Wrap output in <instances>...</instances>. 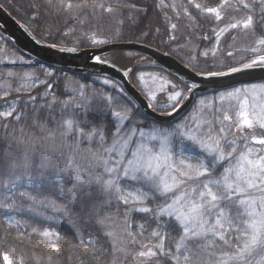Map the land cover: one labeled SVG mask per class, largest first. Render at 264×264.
<instances>
[{
    "label": "snow or ice",
    "instance_id": "6c2138e0",
    "mask_svg": "<svg viewBox=\"0 0 264 264\" xmlns=\"http://www.w3.org/2000/svg\"><path fill=\"white\" fill-rule=\"evenodd\" d=\"M115 2L120 4V0ZM188 2L203 15L213 16L217 23L224 20L229 11L243 13L239 19L232 16L231 22L218 30L213 28L217 46L221 34L231 30L254 34L259 29L264 33V0H220L216 7H204L196 0ZM44 3L73 17L90 7L108 13L117 11L98 0H91V3L89 0L79 3L44 0ZM31 7L39 11L37 5ZM157 7L175 9L176 3L175 0L172 3L159 0ZM184 13L190 15L186 7ZM171 27L175 29L176 24ZM92 43L106 44L108 41L93 36ZM65 50L77 51L76 48ZM245 50L257 55L247 62H238V66H229L227 71H210L208 75L243 74L256 78L254 70L264 72V35ZM203 55L207 56L208 52ZM95 59L107 63L99 56ZM112 63L115 66V61ZM129 72L132 69H127L125 74ZM139 79L143 81V74ZM259 79L262 82L241 83L217 94L220 102H235L238 108L235 122L227 114L222 120L217 118L218 131L213 129L210 121H202L196 115L182 122L162 118L148 122L147 113L123 87L119 88L120 100L108 96L106 107L91 106L84 85H80L69 101L60 102L59 110L55 107L57 100L53 94V98L41 106L43 113H34L31 126L39 135L35 132L24 134L21 128L19 138H0L8 142V148L0 153V187L15 188L17 181L27 178L54 189L61 199L67 200V204L57 205L55 201L39 200L30 192L19 191L13 192V196L20 203L0 206L20 208L23 201H30V210L47 205L58 210H71L85 223L95 218L101 227L100 237L96 239H108L113 255L127 254L131 251L128 245L137 244L136 236L130 230V215L146 214V220L156 222L151 237L158 240L151 246L141 245V250L135 254L142 258L139 264H150L160 255L165 256L170 264H191L196 249H202L206 257L202 264H264V137L249 136L245 132V129L252 130L257 126L264 129V77ZM153 82L158 88L146 92L148 100L156 102L157 91L165 93L171 101L166 105L171 111L165 114L173 116L178 111L177 105L184 99V91L162 76L153 77ZM103 83L116 88L115 82L109 79ZM34 86L33 82L14 89L7 85L17 94L30 92ZM169 87L171 93L167 91ZM184 87L192 93L197 85L193 83ZM11 92L6 90L0 99ZM215 98H205L207 104L205 99H200L197 111L203 114L205 109H210ZM34 99L28 97L29 102ZM29 106L35 108L34 103ZM153 106V103L147 105L148 108ZM9 107L10 110L0 112V117L4 120L12 117L19 122L23 117L17 112L15 102ZM155 107L161 106L156 103ZM4 128L7 129L8 124ZM229 133L232 139H229ZM221 168L223 170L219 171ZM217 172L219 174L215 175ZM4 199L6 201L7 197ZM113 204L118 213L123 209V227L119 233L113 227L119 218L111 215ZM139 229L143 235V223L139 224ZM169 230L176 231L179 239L174 248L166 249L164 241ZM41 235L53 237L54 234L44 231ZM59 236L55 233L56 238ZM18 238L28 237L20 232ZM87 243L93 244V238L89 237ZM217 247L223 250L214 251ZM52 248L57 253L61 251L56 243ZM0 255L5 264H12L9 251H2Z\"/></svg>",
    "mask_w": 264,
    "mask_h": 264
},
{
    "label": "trees",
    "instance_id": "16d2710c",
    "mask_svg": "<svg viewBox=\"0 0 264 264\" xmlns=\"http://www.w3.org/2000/svg\"><path fill=\"white\" fill-rule=\"evenodd\" d=\"M0 2L37 36L46 41L65 46L96 45L91 41H84L83 39L77 41L78 43L75 44L70 37L63 40L65 42L61 41L62 38L66 37L63 34V30L70 22L73 23L75 21L70 13L68 15L65 12L63 13L62 10H53L40 0H0ZM165 2L172 3L173 0H165ZM196 2L201 3L204 7H216L220 4V0H196ZM104 3L106 6L110 5L117 9L113 13H108L103 9L96 8L97 21L99 24H104L103 29L106 31L104 38L107 41L139 40L147 42L178 56L189 65L205 73L227 70L229 66H238V62H247L248 59L257 54L245 49L252 47L257 38L264 35L259 29L254 34L250 31L242 33L239 29L231 30L221 34L217 46V38L212 30L213 28L218 30L223 25V22L217 23L213 16L203 15L188 0H175V9L171 7L164 9L157 7L159 0H120V4H117L115 0H105ZM32 4L38 6V12L31 7ZM124 4L129 6L123 7L122 5ZM133 4L136 5L135 8L131 7ZM185 7L190 15H185ZM242 14V12L235 13L229 11L226 14L225 20L231 19L232 16L240 18ZM172 24H176L175 29L171 27ZM0 35L8 45L14 47L1 33ZM173 36L175 37L174 40L171 39ZM241 39L244 40V43H251L250 46L240 43ZM204 52H208V55H203ZM228 52H232L233 55L228 56ZM55 70L60 72L61 75H52L50 77L55 78V80H50L49 84L52 83L53 85L51 90H46V88L42 90L43 84L39 83L30 92L12 93L10 96L0 100V112L7 108L3 105L4 103L11 104V102H15L17 112L21 113L23 117L19 122L12 117L8 118V120L0 117V138L8 137L9 140L13 136L19 138L21 136V128H23L24 134L32 135L35 132L36 135H39V132L31 126L34 113L37 111L43 113L44 110L41 109V106L50 101L53 98V94L57 96L64 95L60 85L63 82L64 73L69 71ZM145 70L161 72L171 79L178 86V89H182L184 92L187 90L184 87L187 84L168 70L157 66H144L136 68L131 73V80L144 95H146L145 87L139 79L138 74L140 71ZM71 73L85 81H90L93 76ZM115 82L118 83L117 81ZM170 90L172 91L171 88ZM216 93L219 92L206 93L200 97ZM162 94L163 92L159 96ZM29 96L34 97V101L29 102ZM198 99L191 107V111L196 108ZM30 103H34L35 108L30 107ZM9 109L10 107L7 110ZM152 120L148 117V122ZM5 124H8L7 129L4 128ZM211 125L215 131L220 126L218 121H215ZM255 128V132L257 133L255 136L264 137V129L258 126ZM248 135L251 136L250 134ZM232 138V134L229 133V139ZM240 143L242 144L243 141ZM255 147L260 146L256 145ZM7 148L8 142L0 139V153L4 152ZM19 191H27L40 198H48L62 206L67 204V200L61 199L54 189L48 188L47 185L41 186L35 181L24 178L16 182L15 188L0 187V205L11 200V197H8V200L5 201L4 197L8 194L16 200L17 204L20 203L17 197L12 195L13 192L18 193ZM29 205L30 201H23V206L20 208L0 206V252L9 251L12 264H139L138 259L134 257L135 253L132 245H128L131 251L127 254L117 253L113 255L112 245L108 239H96L100 237L101 227L96 223L95 218L85 223L69 210L67 211V216L63 213H57V216L60 215L58 221L46 215L43 216L40 213H32L28 209ZM111 215L119 217L116 223L122 222L123 209L118 213L115 210V204H113ZM145 216L146 214L137 213L130 215L132 224L130 230L136 236L137 244L135 247L137 249H140L142 244H149L151 246V243H155L158 240V238L151 237L153 229L157 227L156 222L146 220ZM140 223L144 224L143 235H141V230L139 229ZM49 230L54 234L53 237H43L41 235L42 232ZM20 232L25 233L28 238H18V233ZM55 233L60 234L59 238L55 237ZM89 237H92L94 241L91 245L87 243ZM178 239V233L174 230H169L164 241L165 248H174ZM80 240L85 241V243H79ZM53 243H56L61 249L59 253L52 248ZM125 243H127L126 240ZM97 245L101 247H97ZM49 257H51L50 260ZM0 264H5L2 255H0ZM150 264H170V261L165 256L160 255L154 258Z\"/></svg>",
    "mask_w": 264,
    "mask_h": 264
},
{
    "label": "water",
    "instance_id": "95a60500",
    "mask_svg": "<svg viewBox=\"0 0 264 264\" xmlns=\"http://www.w3.org/2000/svg\"><path fill=\"white\" fill-rule=\"evenodd\" d=\"M0 33L30 59L70 72L102 75L116 80L151 119L177 121L192 107L201 94L225 90L239 86L241 83L261 82L259 78L264 77V72L259 69L254 70L256 78L243 74L210 77L208 73L198 71L176 55L139 40H117L86 47L53 44L33 33L1 2ZM69 48H76L77 51L65 50ZM97 56L101 57L102 61L106 60L107 63L98 62L95 59ZM141 66L164 68L187 85L195 83L197 87L192 93L186 91L184 99L177 105V113L168 116L165 113L171 110L163 111L155 106L148 108L147 105L151 101L131 80V73ZM127 69H132V72L126 75Z\"/></svg>",
    "mask_w": 264,
    "mask_h": 264
},
{
    "label": "rangeland",
    "instance_id": "374dc122",
    "mask_svg": "<svg viewBox=\"0 0 264 264\" xmlns=\"http://www.w3.org/2000/svg\"><path fill=\"white\" fill-rule=\"evenodd\" d=\"M36 1H38V0H36ZM40 1L44 3V0H40ZM54 2H55V0H54ZM79 2H81V0H73V3H79ZM98 2H105V0H98ZM89 3H91V0H89ZM113 8H115V7H113ZM97 9L94 7L84 8L82 11H79L75 17H73V15L71 14L73 19H75V21L73 23L70 22V24H68L66 26V28L63 30V34H65L66 37L62 38L61 41L66 40L67 38L70 37L74 41V43L77 44L78 43L77 41H80L82 39L84 41H91L92 42L93 36H95V38L99 39L96 35L98 33L95 31V28H94L97 25H99V24H97V23H99L97 21V16H96ZM65 13L69 15V13H67V12H65ZM225 18H226V15H225ZM237 19H239V18H237ZM222 22L224 25L225 23L231 22V19H227V20L224 19V20H222ZM241 32L244 33L246 31H241ZM98 36H99V34H98ZM63 42H65V41H63ZM239 42L242 43L243 45H246V46H248V45L250 46V44H251V43H249V44L244 43V40H242V39ZM57 45H60V44H57ZM253 45L254 44H252V46ZM39 63L40 62H37L33 59H29L28 57L23 55L20 51H18L16 48L8 45L6 43V41L3 39V37L0 35V96H2L6 90L11 92V89L20 87L22 84H26L29 82H33L35 85L41 83V84H43L42 90H45V88H46V90L47 89L51 90L53 85H52V83L51 84H49V83H50L51 79L55 80V78H50V77L52 75L59 76V75H61V73L58 72L57 70H55L54 69L55 67L52 68L51 66L48 67L42 63H40V64ZM141 74H143V77H144L142 83L145 87L146 92L149 89H157L158 88V84L153 82V77L162 76L165 79H167L173 83V81L171 79H169L166 75H164L158 71H153V70L140 71L138 74L139 77ZM29 77H31V81H29ZM105 79H109L111 81H114L111 78H108V77L102 76V75L92 76L90 81H85L84 79L73 75L71 72L70 73L69 72L64 73V79H63L62 84L60 85V88H61L64 95L63 96L55 95V99L57 100V104L55 105L56 109L59 110L60 102L69 101L72 97H74L75 94L79 91L80 85L85 86V93H86L87 98L89 100H91V106H94V107L95 106H104V107H106L107 105H106L105 101H106V98L108 96H113L116 100H120V95H119V88L121 87L120 84H118L114 81L116 84V88L113 89L110 84L105 85L103 83V81ZM8 84L11 85V89H9L7 87ZM145 84L147 86H145ZM167 91H168V93H171L170 87L168 88ZM220 92H222V91H220ZM12 93H15V92H11V94ZM160 93L161 92L157 91V100H156V102H152V103H154V105L156 103H158L161 106V107H157V108H161L163 110L170 109V108H167L166 105L170 104L171 101H169L167 99L165 93H163L161 96H159ZM217 94L218 93L210 95V96L200 97L197 101L196 108L192 111L190 110V112L187 113L178 122H182L185 118H187L191 115H196L202 121L207 120V121H210L211 124H213L215 121H218L217 120L218 117L220 120H222L224 114L231 116L233 119V122L237 121L238 120V116H237L238 108L235 106V102H230L227 100H225L224 102H220ZM214 97H216V98L213 100V104H212L210 109H205L203 114H201L197 111V109L200 107L199 106L200 99H205V98L211 99ZM4 98H6V97H4ZM0 100H2V99H0ZM205 102L207 104L208 100L205 99ZM3 105L5 107H7L4 111H8L7 109L9 108L8 106L10 104L4 103ZM217 109H219V111H217ZM59 118H60V116H57V119H59ZM225 123L227 124L228 122H225ZM205 127H207V125H205ZM245 130H247L246 132L250 135H257V133L255 132L256 128H254L252 130H249V129H245ZM93 147H95V145H93ZM82 162L87 163L86 161H82ZM222 170L223 169L221 168L219 171H222ZM218 174H219V172L215 173V175H218ZM6 197H7V200H8V197L9 198L11 197V200L7 202L8 204H11V205L17 204L16 200H14L11 195L8 194ZM36 197L39 200H49L48 198H45V197H43V198H40L38 196H36ZM157 202H159V201H157ZM56 204L61 205L59 203H56ZM12 208H15V206H13ZM28 209L30 210L29 206H28ZM30 211L32 213H40L43 216L46 215L47 217L54 218L55 220H58V217L60 216V215L57 216L58 215L57 213H63L67 216V211L58 210L55 207H50L47 205L36 206L35 210H30ZM115 217H117V216H115ZM70 223H72V222H70ZM113 227H115L116 232L119 233L121 228L123 227V225H122L121 221H119L115 225H113ZM132 249H133L135 254H136V252L141 250V248L137 249L135 247V245H132ZM222 250H223L222 247H217L214 249V251H216V252H220ZM194 251L196 254L193 256L191 264H202L203 260L206 258L204 256L203 250L202 249H196ZM135 254H134V257L137 258ZM137 259L139 262L142 258H137Z\"/></svg>",
    "mask_w": 264,
    "mask_h": 264
},
{
    "label": "flooded vegetation",
    "instance_id": "af4514ba",
    "mask_svg": "<svg viewBox=\"0 0 264 264\" xmlns=\"http://www.w3.org/2000/svg\"><path fill=\"white\" fill-rule=\"evenodd\" d=\"M97 24H99V23H97ZM103 27H104V24H99L96 27H94L95 28V31L99 34V36H98V34H96L99 39H105L104 38V34L106 33V31L103 29Z\"/></svg>",
    "mask_w": 264,
    "mask_h": 264
}]
</instances>
